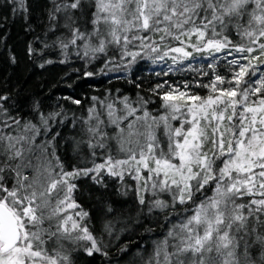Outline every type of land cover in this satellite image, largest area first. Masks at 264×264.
I'll return each instance as SVG.
<instances>
[{
	"label": "snow or ice",
	"instance_id": "obj_1",
	"mask_svg": "<svg viewBox=\"0 0 264 264\" xmlns=\"http://www.w3.org/2000/svg\"><path fill=\"white\" fill-rule=\"evenodd\" d=\"M34 3L0 9L37 67L168 79L76 111L0 92V264H264V0Z\"/></svg>",
	"mask_w": 264,
	"mask_h": 264
},
{
	"label": "trees",
	"instance_id": "obj_2",
	"mask_svg": "<svg viewBox=\"0 0 264 264\" xmlns=\"http://www.w3.org/2000/svg\"><path fill=\"white\" fill-rule=\"evenodd\" d=\"M43 0H35L34 15L32 17L33 26L39 24L42 19ZM0 33L6 37L8 49H11L16 57L17 63L10 64L7 49H0V92H8L22 103H30V98L36 97L44 102L47 107L55 106L57 103L64 105L72 111L77 110V106L71 104L65 97L79 98L85 103L89 97L100 95L106 89H120L130 95H134L136 89L134 83L129 80L136 78V83L143 81V87L157 81L168 79V77H157L155 71H160V66L143 63L139 68H134L131 73H110L108 76L94 75L88 77L85 72L92 71L98 73V65L84 66L80 62L61 65H49L44 69L37 67L25 55L27 42L31 39L30 34H26L25 24L19 18H13L8 9H0ZM121 78L117 79L116 77ZM179 79V74L172 77ZM120 200L119 197H113ZM112 264H129L131 256L120 253L117 248H113L110 253ZM91 259V258H88ZM95 264H104V258L97 256Z\"/></svg>",
	"mask_w": 264,
	"mask_h": 264
}]
</instances>
